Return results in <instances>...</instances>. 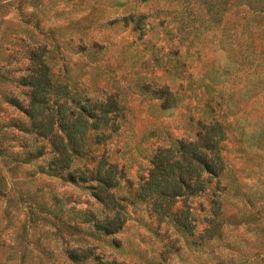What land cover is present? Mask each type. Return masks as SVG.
Masks as SVG:
<instances>
[{
    "label": "rangeland",
    "instance_id": "rangeland-1",
    "mask_svg": "<svg viewBox=\"0 0 264 264\" xmlns=\"http://www.w3.org/2000/svg\"><path fill=\"white\" fill-rule=\"evenodd\" d=\"M34 48L70 107L116 102L69 166L116 163L115 203L50 167V140L21 126L11 97L27 101ZM213 124L218 175L157 199V163L179 172ZM121 262L264 264V0H0V264Z\"/></svg>",
    "mask_w": 264,
    "mask_h": 264
},
{
    "label": "trees",
    "instance_id": "trees-1",
    "mask_svg": "<svg viewBox=\"0 0 264 264\" xmlns=\"http://www.w3.org/2000/svg\"><path fill=\"white\" fill-rule=\"evenodd\" d=\"M20 80L27 84V101L25 104H21L16 97H11V100L15 104H19L29 118L28 123L21 126H26L37 136L47 137L50 140L54 151L49 159L50 167L68 169V179L70 180H84L85 177L92 176L98 180L93 189L94 194L108 205L115 203L113 192L109 191V187L117 181L116 163L107 162L106 156L101 155L98 164L108 163L102 173L99 168L97 172L89 173L82 169L77 172V168L69 169V166L74 154L81 155L88 152V147L85 144L87 129L111 119V112L117 109L116 102L109 100L107 103H97L85 100L78 106L70 107L66 102L67 86L61 83L53 85L48 65L41 56L39 48L32 50L29 71L22 75ZM102 135H104L103 132L96 133L95 138L98 140ZM222 136L220 126L213 124L211 132L200 141L204 148H198L199 143L195 142L192 147L180 154L183 159L188 160V164L179 172L175 171L173 163L168 167L161 166V162L157 163L158 160H161L160 153H157L154 158L157 166L152 172L154 176L147 183L146 189L156 192L160 197L157 199L171 204L174 196L183 191L186 178L192 176L193 173L196 175L195 185L199 182L198 175L202 168L207 170L208 180H212L222 168L217 145ZM157 199L156 202L159 201ZM211 202L212 212H217V199L214 197ZM104 228L112 230L110 225H105ZM100 263H102L101 260ZM121 264L123 263L121 262Z\"/></svg>",
    "mask_w": 264,
    "mask_h": 264
}]
</instances>
